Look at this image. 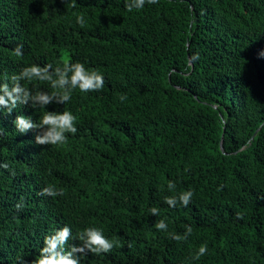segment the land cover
Listing matches in <instances>:
<instances>
[{
	"label": "trees",
	"instance_id": "1",
	"mask_svg": "<svg viewBox=\"0 0 264 264\" xmlns=\"http://www.w3.org/2000/svg\"><path fill=\"white\" fill-rule=\"evenodd\" d=\"M261 50L264 0H156L131 12L125 0H0V80L77 60L105 76L102 89L77 88L64 104L0 113V264H32L65 224L73 237L99 226L116 242L82 264H264ZM46 109L77 116L63 145L37 144L39 129L13 124ZM169 180L176 193L193 189L187 207L164 202ZM47 185L63 194H42ZM164 217L167 231L155 226ZM185 225L187 240L169 236Z\"/></svg>",
	"mask_w": 264,
	"mask_h": 264
},
{
	"label": "clouds",
	"instance_id": "2",
	"mask_svg": "<svg viewBox=\"0 0 264 264\" xmlns=\"http://www.w3.org/2000/svg\"><path fill=\"white\" fill-rule=\"evenodd\" d=\"M156 0H125V7L129 12L134 9L139 11L145 8L146 4L155 3ZM77 23L83 25L85 23L84 15L76 18ZM21 46H17L16 53L20 55ZM259 55L264 56V50ZM198 54L193 56L197 59ZM11 84L7 79L0 80V113H11L18 104L30 103L33 108L45 107L52 102L66 103L70 101L72 93L75 89H79L82 93L96 91L105 86V76L102 71L96 68L86 66L83 61L64 62L62 66L53 68L51 64H30L24 66L18 73L10 77ZM50 81L54 91L48 92L42 89L32 90L25 87L21 81ZM121 100L125 96L120 97ZM77 116L71 109L62 111L47 110L37 121L32 117L25 115H17L13 124L18 133H26L31 129H39L35 135V143L40 145H63L68 140L67 134H76ZM3 129H0L2 131ZM0 167L7 168L6 163L0 162ZM168 189L173 192L171 195L164 196V202L169 207H187L194 195L192 188H187L176 193V183L173 180L168 181ZM64 189L52 185H47L42 189V194L49 196H58L63 194ZM150 213L158 215L160 209L156 206L150 208ZM158 230L167 231V218H161L156 223ZM193 232L191 225H185V231L181 233L170 232L169 236L177 241L187 240ZM43 234V233H42ZM40 233L34 234L32 237L40 239ZM31 238V237H30ZM42 239V238H41ZM70 239L81 241V243L69 244ZM116 242L104 234V230L99 226H86L81 229L77 236L73 237V230L65 224L62 227L54 229L51 233L43 238L42 246L38 255L32 261V264H82L83 256L88 252L96 254L109 252ZM208 251L207 243H202L195 258L204 256ZM21 264H24L21 258Z\"/></svg>",
	"mask_w": 264,
	"mask_h": 264
}]
</instances>
